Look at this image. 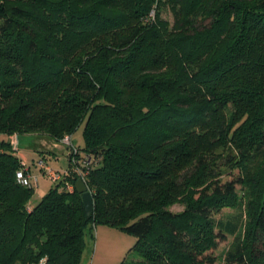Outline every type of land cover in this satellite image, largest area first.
I'll return each mask as SVG.
<instances>
[{"label": "trees", "instance_id": "16d2710c", "mask_svg": "<svg viewBox=\"0 0 264 264\" xmlns=\"http://www.w3.org/2000/svg\"><path fill=\"white\" fill-rule=\"evenodd\" d=\"M80 125L90 215L70 159L30 203L12 138ZM99 224L136 237L116 264H264V0H0V264H80Z\"/></svg>", "mask_w": 264, "mask_h": 264}, {"label": "rangeland", "instance_id": "374dc122", "mask_svg": "<svg viewBox=\"0 0 264 264\" xmlns=\"http://www.w3.org/2000/svg\"><path fill=\"white\" fill-rule=\"evenodd\" d=\"M151 15L153 16V13ZM162 15L169 20L172 19L167 7L162 8ZM82 128V125L76 128L71 136H69L70 140L68 142L71 141L70 143L73 145L82 147L84 144ZM42 139L45 138L39 137L36 133L20 134L19 137L14 136L12 138V144L16 143V146L19 147L16 150L17 155L29 167L30 174L36 176L37 185L33 186L30 203L38 202L42 195L54 184L37 165V160L42 155L46 156L44 160L54 169H62L68 163L66 154L69 152L71 145L67 143L66 139L62 138L61 141L56 142L55 145L57 146H53V144L49 145L47 142L42 143L40 142ZM237 191L240 204L237 207L227 208L220 213L214 214L215 218L237 220L238 222V229L235 235H229L226 239L217 240L213 254L219 263L224 261L225 254L233 247L236 237L242 238L244 236L245 227L248 222L245 209V190L238 187ZM169 209L174 212L181 211L183 204H172ZM135 242L136 237L133 234L108 225H96L93 227L91 233L89 231L86 232L85 247L80 264H116L124 258L128 260L139 258L137 250L133 249Z\"/></svg>", "mask_w": 264, "mask_h": 264}, {"label": "built area", "instance_id": "2783aa9c", "mask_svg": "<svg viewBox=\"0 0 264 264\" xmlns=\"http://www.w3.org/2000/svg\"><path fill=\"white\" fill-rule=\"evenodd\" d=\"M68 137V138H67ZM67 143L70 140L69 136H64ZM16 146V143H14ZM69 159L71 163V172H74L77 179H81L85 185L89 174V165L91 164L92 158L87 153H79L72 143H70ZM22 166L16 171L17 181L25 186H35L37 185L36 176H32L29 172V168L26 166L24 161H21ZM37 165L42 169L43 173L53 182L56 183L64 178L65 174L68 172L66 169H54L52 168L44 159L39 158L37 160ZM75 184L69 181L65 182V188L69 191H73ZM47 261L45 257L40 258L37 261L31 262L30 264H46Z\"/></svg>", "mask_w": 264, "mask_h": 264}, {"label": "water", "instance_id": "95a60500", "mask_svg": "<svg viewBox=\"0 0 264 264\" xmlns=\"http://www.w3.org/2000/svg\"><path fill=\"white\" fill-rule=\"evenodd\" d=\"M75 188L81 193L83 205L85 208L86 215L89 216L93 208V198L89 190H87L85 183L81 179L75 181ZM46 264H53L47 262Z\"/></svg>", "mask_w": 264, "mask_h": 264}, {"label": "crops", "instance_id": "0c3cea01", "mask_svg": "<svg viewBox=\"0 0 264 264\" xmlns=\"http://www.w3.org/2000/svg\"><path fill=\"white\" fill-rule=\"evenodd\" d=\"M40 142H42V143H43V142H44V143L47 142V144H49V145H50V144H51V145L53 144V146H57V145H55L54 142H50L49 140H45V139H42V141H40ZM40 142H38V143H40ZM49 145H48V146H49ZM42 149H43V148H42ZM50 151H52V149H50ZM44 153H46V152H44ZM68 153H69V152H68ZM68 153L66 154V155H67V159H69V154H68ZM41 157H43V158L45 159L46 156L42 155ZM23 161H24V160H23ZM45 161H46V160H45ZM46 162H47V161H46ZM24 163H25V162H24ZM27 167H28V166H27ZM28 168H29V167H28Z\"/></svg>", "mask_w": 264, "mask_h": 264}]
</instances>
